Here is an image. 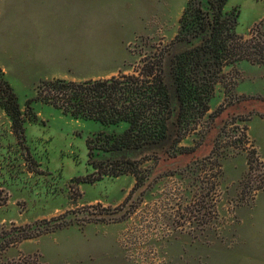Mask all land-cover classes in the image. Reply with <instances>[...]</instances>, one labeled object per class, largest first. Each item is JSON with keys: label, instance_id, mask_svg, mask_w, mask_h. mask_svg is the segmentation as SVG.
Here are the masks:
<instances>
[{"label": "rangeland", "instance_id": "rangeland-1", "mask_svg": "<svg viewBox=\"0 0 264 264\" xmlns=\"http://www.w3.org/2000/svg\"><path fill=\"white\" fill-rule=\"evenodd\" d=\"M185 2L0 0V68L35 116L17 138L0 110V264H264V164L253 149L264 152V72L223 67L178 144L190 154L137 162L140 181L96 180L105 166L89 165L85 139L105 128L38 93L51 71L137 75L141 58L173 40ZM233 8L235 33L264 54V0H227Z\"/></svg>", "mask_w": 264, "mask_h": 264}, {"label": "trees", "instance_id": "trees-1", "mask_svg": "<svg viewBox=\"0 0 264 264\" xmlns=\"http://www.w3.org/2000/svg\"><path fill=\"white\" fill-rule=\"evenodd\" d=\"M226 2L186 0L173 40L159 54L141 58L137 75L39 82L38 93L41 89L47 93L45 102L70 119L105 128L85 139L89 165L94 170L105 166L96 180L130 174L140 181L133 170L137 162L156 163L190 154L192 149L178 144L186 136L190 120L196 121L208 111L221 69L240 61L264 68L263 48L252 38L242 40L235 33L238 11H226ZM28 103L25 101L27 111ZM0 110L17 138L22 137L26 119L35 120L30 111L27 118L21 112L1 70ZM95 157L100 158L95 161Z\"/></svg>", "mask_w": 264, "mask_h": 264}, {"label": "crops", "instance_id": "crops-1", "mask_svg": "<svg viewBox=\"0 0 264 264\" xmlns=\"http://www.w3.org/2000/svg\"><path fill=\"white\" fill-rule=\"evenodd\" d=\"M48 40H51L53 43V46H58L57 44V39H59L58 36H51L49 38H47ZM41 46H43V44H39V47L41 48ZM60 51V50H59ZM60 55V54H59ZM57 57V54H48L46 55L44 58H42V61H48L50 63H56L57 61H55L54 59ZM254 68V69H258L261 70L262 72H264V68L258 64H247L246 67L244 68H240V72L244 71V69L248 70V68ZM0 70L2 71V69L0 68ZM3 72V71H2ZM4 74V72H3ZM247 77V76H246ZM102 78H107V76L103 77L101 75H98V73L96 74H84V73H78L75 75H69V74H63V73H59L56 71H51L47 74H43L42 76H40V80H52V79H63V80H67V81H84V80H95V79H102ZM245 77L240 76V81H242ZM249 78H254V77H249ZM39 80V81H40ZM239 81V84H240ZM236 92L238 95L240 96H246V93L243 92V90L240 89V87L237 85L236 86ZM246 135L248 136V138L250 139V141H252L253 143V139L249 136L248 132H247V127H246ZM253 149L255 152V156L257 161H259L260 163L264 164V152L259 153V151H257V148L254 147V143H253Z\"/></svg>", "mask_w": 264, "mask_h": 264}, {"label": "flooded vegetation", "instance_id": "flooded-vegetation-1", "mask_svg": "<svg viewBox=\"0 0 264 264\" xmlns=\"http://www.w3.org/2000/svg\"><path fill=\"white\" fill-rule=\"evenodd\" d=\"M188 244L190 245L191 244V241Z\"/></svg>", "mask_w": 264, "mask_h": 264}]
</instances>
